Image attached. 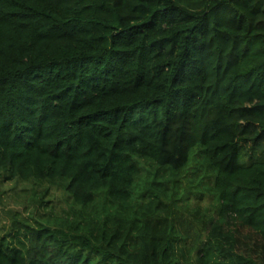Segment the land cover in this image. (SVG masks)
Segmentation results:
<instances>
[{"label":"trees","instance_id":"obj_1","mask_svg":"<svg viewBox=\"0 0 264 264\" xmlns=\"http://www.w3.org/2000/svg\"><path fill=\"white\" fill-rule=\"evenodd\" d=\"M0 176L70 200L0 264H264V0H0Z\"/></svg>","mask_w":264,"mask_h":264},{"label":"rangeland","instance_id":"obj_2","mask_svg":"<svg viewBox=\"0 0 264 264\" xmlns=\"http://www.w3.org/2000/svg\"><path fill=\"white\" fill-rule=\"evenodd\" d=\"M191 171L193 168L188 169V176ZM183 182V189L188 192L186 179L183 178ZM202 191L203 194L200 195L189 193L185 200L176 201L174 205L163 208V214L172 217L186 237L183 250L191 258L196 252L199 214L213 201L207 194L208 191ZM69 203V198L59 184L0 176V236L11 231L14 219L35 225V220H42L48 214L62 215ZM196 208L199 210L198 214H195Z\"/></svg>","mask_w":264,"mask_h":264}]
</instances>
